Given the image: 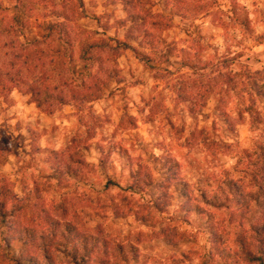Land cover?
Wrapping results in <instances>:
<instances>
[{
	"label": "rangeland",
	"instance_id": "rangeland-1",
	"mask_svg": "<svg viewBox=\"0 0 264 264\" xmlns=\"http://www.w3.org/2000/svg\"><path fill=\"white\" fill-rule=\"evenodd\" d=\"M61 1L65 0L56 2ZM150 1L154 12L168 14L163 0ZM70 2L73 7L78 0ZM15 4L16 0H0V25L16 13ZM83 5L88 18L78 21L81 38L95 33L96 38L124 41L131 31L142 36L144 28L120 25L132 12L121 0H83ZM235 6L246 10L249 31L233 21ZM47 11L38 9L32 23L50 20ZM152 35L166 43L155 54L131 44L152 58L150 65L156 69L150 70L132 51L107 58L98 74L107 84L102 85L100 99L80 111L73 106L38 109L17 91L10 106L0 102V149L7 153L0 176L13 184L16 198L35 201L52 219L99 238L103 244L92 256L93 264H247L238 255L239 237L250 234L246 221L242 226L236 209L208 206L200 196L222 197L228 181L256 190L246 157L255 158L258 145H264V126L238 118V108L221 115L214 98L192 115L178 101L174 86L194 78L179 64L181 50H203V61L235 58V71L239 63L252 70L264 68V0H216L211 13L176 16L169 29ZM79 66L80 78L90 76ZM198 74L209 76L208 71ZM97 148L106 157V172L96 167L101 157ZM56 154H72L95 169L83 181L57 183L48 177ZM169 160L175 165L172 178L163 167ZM132 172L149 177L154 186L133 189ZM196 206L202 215L193 212ZM37 221L36 213L27 210L15 226L39 225ZM5 235L0 227V264H18L24 247H7ZM220 254L231 257L220 261Z\"/></svg>",
	"mask_w": 264,
	"mask_h": 264
},
{
	"label": "trees",
	"instance_id": "trees-1",
	"mask_svg": "<svg viewBox=\"0 0 264 264\" xmlns=\"http://www.w3.org/2000/svg\"><path fill=\"white\" fill-rule=\"evenodd\" d=\"M56 1L16 0V13L6 16L0 25L1 103L10 106L13 101L12 94L17 91L28 96L29 101L38 109L73 106L80 111L84 105L100 99L102 85L106 87L107 84L102 83L98 74L102 72L107 58L116 59L123 52L132 51L146 67L154 70L156 68L150 65L152 58L138 53L131 43H138L140 48L155 54L156 49L166 43L160 37L153 38L152 32L169 29L176 16L192 14L195 17L211 13L216 5V0H163L164 9L168 10V14H165L154 12L150 0H121L124 7L131 8L132 12H128L120 25L125 27L130 24L132 30L138 28L140 31L144 28V31L142 36L131 31L126 34L124 41H119L96 38L95 33L85 34L81 38L78 21L80 17L88 18L83 0H78L73 7L70 0ZM41 8L48 10L46 17L50 20L41 23L35 21L33 24V18ZM231 13L235 24L242 30L249 31L251 21L246 10L235 6ZM221 28L226 32L223 24ZM33 29L35 34L31 38L27 37ZM261 40H264V36ZM172 51L169 49L170 54ZM202 51L191 54L181 50L184 57L180 58L179 64L190 71L194 78L187 77L175 84L174 92L178 101L192 115H196V110L202 111L207 101L214 98L221 115L228 116V109L238 108L235 112L238 118L246 117L250 124L264 126V68L252 70L247 64L238 62L239 71H235V58H208L203 61L200 54ZM80 64L82 71H87L90 76L81 75L80 78ZM94 69L96 72L93 73ZM206 71L209 76L198 74ZM53 111H49V114ZM97 149L101 157L96 167L106 172V157L103 156L101 148ZM257 152L255 158L246 157L253 167L251 177L256 190H245L241 185L228 181L224 183L227 190L222 197L206 193L200 196L201 201L208 206L236 209L242 226L246 221L250 234L239 237L241 252L238 255L247 264H264V145H258ZM56 155L54 165L49 168L48 177L57 183L67 180L83 181L86 173L95 169L93 164L72 154L62 158ZM171 161L163 166L169 172L170 178L175 167L170 164ZM6 163L7 153L0 149V169ZM138 175L139 172H132L133 189L154 186L149 177ZM182 192L184 197H188L185 188H182ZM189 201L187 199L184 203ZM41 209L35 201L16 198L13 184L0 176V227L6 231L7 247H11L12 243H22L24 247L22 261L18 264H93L92 256L103 242L97 237L78 232L69 223L52 219L46 211H40ZM198 209L196 206L193 212H200L202 215V210ZM27 210L36 213L39 225L34 223L30 226H15L17 219ZM234 214L231 212L233 219L236 217ZM253 219L256 220L254 223L251 221ZM212 241L215 245V240ZM228 257L231 256L220 254L219 259L224 261Z\"/></svg>",
	"mask_w": 264,
	"mask_h": 264
}]
</instances>
